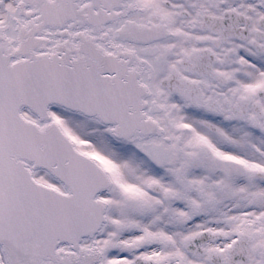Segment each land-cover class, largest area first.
Instances as JSON below:
<instances>
[{"label": "snow or ice", "instance_id": "6c2138e0", "mask_svg": "<svg viewBox=\"0 0 264 264\" xmlns=\"http://www.w3.org/2000/svg\"><path fill=\"white\" fill-rule=\"evenodd\" d=\"M0 264H264V0H0Z\"/></svg>", "mask_w": 264, "mask_h": 264}]
</instances>
